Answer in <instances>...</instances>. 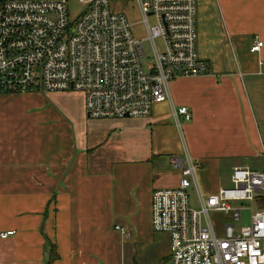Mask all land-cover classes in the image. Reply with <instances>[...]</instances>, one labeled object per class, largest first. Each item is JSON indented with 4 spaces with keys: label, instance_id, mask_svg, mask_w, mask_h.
Segmentation results:
<instances>
[{
    "label": "crops",
    "instance_id": "0c3cea01",
    "mask_svg": "<svg viewBox=\"0 0 264 264\" xmlns=\"http://www.w3.org/2000/svg\"><path fill=\"white\" fill-rule=\"evenodd\" d=\"M131 2L114 7H134L135 27ZM196 30L209 71L171 84L172 102L193 111L183 134L168 101L93 119L78 92L0 93V232L13 231L0 264H47L50 244L52 264H172L169 235L151 224L153 190L180 183L171 159L194 158L204 193L224 170L264 171V45L251 50L264 42V0H196Z\"/></svg>",
    "mask_w": 264,
    "mask_h": 264
},
{
    "label": "built area",
    "instance_id": "2783aa9c",
    "mask_svg": "<svg viewBox=\"0 0 264 264\" xmlns=\"http://www.w3.org/2000/svg\"><path fill=\"white\" fill-rule=\"evenodd\" d=\"M79 1L84 9L72 19L68 0H0V93L78 92L93 119L146 117L168 101L183 134L193 111L172 102L171 84L209 71L197 54L196 0H133L142 37L113 0ZM263 45L258 39L251 50ZM171 162L180 183L153 190L151 224L169 235L172 264H264V171L235 166L232 186L204 193L190 154ZM246 203L250 224L240 226ZM214 213L228 220L217 225Z\"/></svg>",
    "mask_w": 264,
    "mask_h": 264
},
{
    "label": "rangeland",
    "instance_id": "374dc122",
    "mask_svg": "<svg viewBox=\"0 0 264 264\" xmlns=\"http://www.w3.org/2000/svg\"><path fill=\"white\" fill-rule=\"evenodd\" d=\"M129 1L131 2L132 0H129ZM113 3H114L115 7L121 8V0H113ZM68 6H69V11H70V16L72 19L78 17V15L84 9V4H82L79 0H68ZM123 9H125L127 11V14L131 20L138 21V15H137V12L134 9V7L127 6ZM150 22L153 23L152 18L150 19ZM134 32L138 37L144 36L141 25H139V24L135 25ZM157 43L159 46L161 45L160 41H158ZM144 44H145L146 51L149 55V58L152 59V51H151L152 48L150 46V43L145 40ZM60 94H62V93H60ZM76 94H79V93H76ZM56 100L62 106L67 105V104L72 105L75 102V99L71 98V97L70 98L57 97ZM231 174H232V172L230 170H229V172L224 170L223 176H221L222 181L218 184V186H223V187L232 186L231 180L229 182H227V179L231 178ZM190 192H191V190H190ZM191 202H192V205L194 207H196V208L198 207L194 193H191ZM214 214H212V217L216 222H218L219 220L221 222H225L226 220H228V215L225 213H217V215H214ZM250 217H251V208L246 203L243 207V210H242V220L239 222V225L240 226L241 225L242 226L249 225L250 224Z\"/></svg>",
    "mask_w": 264,
    "mask_h": 264
},
{
    "label": "trees",
    "instance_id": "16d2710c",
    "mask_svg": "<svg viewBox=\"0 0 264 264\" xmlns=\"http://www.w3.org/2000/svg\"><path fill=\"white\" fill-rule=\"evenodd\" d=\"M262 202H264V198L262 199ZM49 247L50 250H49V257L47 260V264H52L55 260L58 259L59 255L57 253V248L55 244H50Z\"/></svg>",
    "mask_w": 264,
    "mask_h": 264
}]
</instances>
